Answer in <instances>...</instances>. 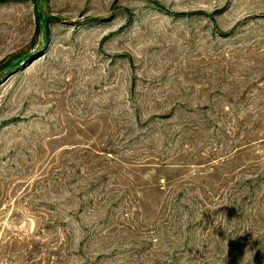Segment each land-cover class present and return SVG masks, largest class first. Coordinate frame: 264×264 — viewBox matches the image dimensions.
Listing matches in <instances>:
<instances>
[{
    "label": "rangeland",
    "instance_id": "rangeland-1",
    "mask_svg": "<svg viewBox=\"0 0 264 264\" xmlns=\"http://www.w3.org/2000/svg\"><path fill=\"white\" fill-rule=\"evenodd\" d=\"M40 9L0 0V264H264V0Z\"/></svg>",
    "mask_w": 264,
    "mask_h": 264
},
{
    "label": "water",
    "instance_id": "water-1",
    "mask_svg": "<svg viewBox=\"0 0 264 264\" xmlns=\"http://www.w3.org/2000/svg\"><path fill=\"white\" fill-rule=\"evenodd\" d=\"M40 5H41V9H40L41 41H42V46L45 47L47 42V26H46V17L44 15L43 8L46 7L47 0H40ZM30 58L31 56H26L14 60L2 71V73L0 74V78L11 74L14 70L24 65V63H26Z\"/></svg>",
    "mask_w": 264,
    "mask_h": 264
},
{
    "label": "trees",
    "instance_id": "trees-1",
    "mask_svg": "<svg viewBox=\"0 0 264 264\" xmlns=\"http://www.w3.org/2000/svg\"><path fill=\"white\" fill-rule=\"evenodd\" d=\"M39 4H40V0H39ZM40 18H41V16L39 14V30H40ZM49 23H50V18L46 17V25H47L48 28H49Z\"/></svg>",
    "mask_w": 264,
    "mask_h": 264
}]
</instances>
